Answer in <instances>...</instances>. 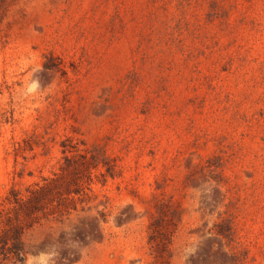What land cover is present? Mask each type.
<instances>
[{"label": "rangeland", "instance_id": "374dc122", "mask_svg": "<svg viewBox=\"0 0 264 264\" xmlns=\"http://www.w3.org/2000/svg\"><path fill=\"white\" fill-rule=\"evenodd\" d=\"M67 158L26 264H264V0H0V201Z\"/></svg>", "mask_w": 264, "mask_h": 264}, {"label": "trees", "instance_id": "16d2710c", "mask_svg": "<svg viewBox=\"0 0 264 264\" xmlns=\"http://www.w3.org/2000/svg\"><path fill=\"white\" fill-rule=\"evenodd\" d=\"M74 162L67 158L61 173L42 178L25 189L11 188L0 201V264H26L25 234L49 218L69 215L85 201L88 186L80 182ZM66 173L72 175L67 180ZM164 215L150 225V244L156 257L171 256V237L164 226Z\"/></svg>", "mask_w": 264, "mask_h": 264}]
</instances>
